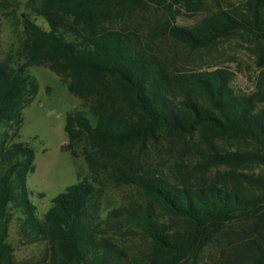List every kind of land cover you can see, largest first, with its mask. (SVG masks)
I'll return each mask as SVG.
<instances>
[{"label":"trees","instance_id":"16d2710c","mask_svg":"<svg viewBox=\"0 0 264 264\" xmlns=\"http://www.w3.org/2000/svg\"><path fill=\"white\" fill-rule=\"evenodd\" d=\"M202 1L30 0L49 30L25 17L23 60L10 64L0 53V264L15 263L8 242L15 213L21 242L45 245L44 264H204L215 248L212 264H264V69L246 94L231 71L179 69L175 57L153 46L169 38L194 54L250 35L264 67V0H247L191 29L150 25L146 36L124 18L139 6L171 10ZM41 64L95 119L70 112L63 148L78 160L76 146L84 145L93 181L67 187L43 216L28 185L36 151L14 142L40 90L28 69ZM170 138L189 154L170 166L173 179L161 158H146ZM219 167L227 168L222 184L177 176ZM122 182L143 201L102 216L105 185ZM135 238L138 252L125 245Z\"/></svg>","mask_w":264,"mask_h":264},{"label":"rangeland","instance_id":"374dc122","mask_svg":"<svg viewBox=\"0 0 264 264\" xmlns=\"http://www.w3.org/2000/svg\"><path fill=\"white\" fill-rule=\"evenodd\" d=\"M247 0H203L195 5L187 6L183 3L175 4L173 9H157L155 7H136L124 18L133 28H140L147 35L150 25L163 26L170 23L174 26L191 29L205 19L216 16L225 9L243 8ZM35 6L30 0H11L8 5L0 1V53L10 64L22 61V45L25 40L24 18L32 19L36 25L48 31L45 19L35 12ZM159 53L175 57L177 67L189 71H205L224 69L234 74L233 84L238 92L249 94L255 90L259 73L264 69L260 64L258 45L250 35H231L220 39L212 48L192 53L188 47L176 43L172 39H161L153 44ZM40 84L39 93L35 101L24 109L23 123L17 134L15 143H29L36 151V171L28 179L29 188L34 192L33 202L38 208V214L43 216L50 208L51 201L71 185L82 180L93 181V176L83 156L84 145L76 146L80 158L74 160L69 152L63 148L69 140L65 133L66 117L77 109L85 110L95 122L83 103L71 95L67 86L62 83L46 64L32 65L28 69ZM171 138L160 147V154L151 151L146 158H161L166 164L165 174L171 179L170 166L179 159L188 158V149L180 144V149L168 143ZM183 142V141H182ZM194 142L197 144L198 139ZM165 166V165H164ZM244 172L247 170L244 168ZM227 173L226 167L213 168L205 175H182L178 178L194 185L202 182L201 178L210 183H224L222 174ZM188 178V179H187ZM186 182V181H185ZM186 182V183H187ZM143 201L141 193L130 185L122 182L121 186L105 185L102 216L114 208L139 204ZM17 217L10 225L8 242L15 251L14 264H44L46 256L45 245H27L22 243L18 235ZM125 245L135 252L142 247L139 238L125 240ZM218 253L216 248L205 254L204 264H212Z\"/></svg>","mask_w":264,"mask_h":264}]
</instances>
